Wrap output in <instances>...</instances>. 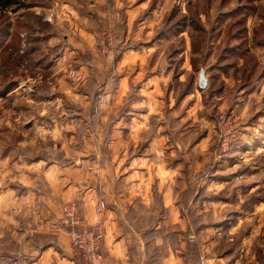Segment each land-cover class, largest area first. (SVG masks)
Returning a JSON list of instances; mask_svg holds the SVG:
<instances>
[{
  "label": "rangeland",
  "instance_id": "rangeland-1",
  "mask_svg": "<svg viewBox=\"0 0 264 264\" xmlns=\"http://www.w3.org/2000/svg\"><path fill=\"white\" fill-rule=\"evenodd\" d=\"M58 1L0 0V118L11 113L15 119H47L18 92L20 80L11 77L19 75L41 80L29 97L33 103L60 102L74 113L69 120L83 119V107L62 86L71 89L75 82L67 73L79 72L76 60L88 62V56L79 54L69 62L70 55L54 62L58 43L73 48L82 43L75 25L79 20L93 36L96 61L106 70L99 89L79 88L73 95L87 98L90 116L99 110L101 96H110L114 113L109 131L127 137L129 117L136 112L129 113V108L139 100L141 89L146 94H140L146 96L140 100L143 104L151 103L149 96L162 102L169 126H178L173 136L189 143L188 148L206 140L193 155L196 178L186 195L199 204L189 210V219L197 233L211 229L224 239L237 229L230 244L222 242L214 250L216 261L264 264V0H64L78 6L83 17L67 10L71 16L58 17L57 24ZM16 10L24 12L17 22ZM49 14L51 21L44 19ZM23 29L30 33L26 41L19 35ZM44 35L48 47L36 48ZM202 68L208 79L205 88L199 86ZM156 74L160 78L153 77ZM49 79L61 90L49 94ZM153 81L158 91L151 95ZM34 124L29 119L23 130L30 131ZM116 124L123 127L117 129ZM144 148L138 144L130 159L147 153ZM185 153L180 152L178 161L190 171ZM8 155L6 149L4 156ZM169 155L170 150L165 165L172 160ZM40 158L33 156L28 163L38 164ZM204 176L213 180V192L199 186ZM206 200L211 206L202 207ZM201 220L208 222L198 223ZM246 240L251 244L245 245Z\"/></svg>",
  "mask_w": 264,
  "mask_h": 264
},
{
  "label": "clouds",
  "instance_id": "clouds-1",
  "mask_svg": "<svg viewBox=\"0 0 264 264\" xmlns=\"http://www.w3.org/2000/svg\"><path fill=\"white\" fill-rule=\"evenodd\" d=\"M36 13L41 15L39 9ZM19 35L26 41L30 33L23 29ZM105 70L97 63L88 73H67L75 83L63 90L84 109L76 121L60 102L33 103L29 97L41 85L39 78L11 77L20 80L25 102L47 119H15L11 113L0 118V264H223L214 250L230 244L237 229L227 239L211 229L197 233L189 219L194 205L186 195L182 165L165 166L168 136L161 134L175 135L178 126H169L162 102L135 105L150 111L133 119L122 137L109 131L110 96L102 95L99 110L90 116L87 98L73 95L79 88L99 89ZM45 83L49 94L61 90L52 79ZM29 119L35 124L25 131ZM140 143H150L148 158L125 169ZM169 147L175 156L185 145L177 139ZM33 156L43 159L29 164Z\"/></svg>",
  "mask_w": 264,
  "mask_h": 264
},
{
  "label": "crops",
  "instance_id": "crops-1",
  "mask_svg": "<svg viewBox=\"0 0 264 264\" xmlns=\"http://www.w3.org/2000/svg\"><path fill=\"white\" fill-rule=\"evenodd\" d=\"M57 4H59L60 9L58 7V9L56 11L57 20L55 21V23H57V24L60 23V21L58 22V17H61L64 14L65 15H70L69 14V11H67V10H70L72 16L74 14L75 17H83L82 16L83 13L76 8L78 6H75L74 7L73 2L72 3H68V2H66L64 0H59ZM65 6H67V7H65ZM20 9H22V8H20ZM28 10L30 11L32 9L31 8H27V11ZM23 13L24 12L21 11V10H19V11L16 10V17H15L16 22L22 16ZM59 13H61V14H59ZM53 14H55V12ZM79 22L80 21L78 20V24H75V25L77 26L76 31H78L80 33V35H81V37L80 36L79 37H80L82 43H80L78 45L75 44L74 48L72 47V45H68V47H66L64 43L62 45H60V43H58L57 50H59V51L57 52V54L55 56V58H57V59L54 60V62H57L58 63V60L60 62L62 59H65V58H67L70 55H71V57L69 59V62H70L71 59H75L76 56L79 58V54H81V57H82V55H86V56H88V62H84V61L79 62L80 60L77 59L76 60L77 63L76 62L75 63L78 65V67L80 66L79 72H81V73H88V72L92 71L93 65H95V64H97L99 62L96 61V58H95L96 51L92 47V44H93V36L91 35V33H89V31L86 30L85 26L79 24ZM89 35H90V37H88ZM85 38H90L89 39V42L87 40H85ZM48 39L49 38H47L44 35L42 37V40L43 41L42 42L41 41H37L35 43V47L36 48H40V49H46L48 47ZM88 43L91 45L90 47H89ZM73 54H76V55H73ZM126 77L127 76H125V78ZM153 77L160 78L159 74H156ZM84 78L85 79H88V76H85ZM125 78L123 79L124 85L126 84V79ZM62 88L64 89V88H67V87L66 86L65 87L62 86ZM153 91H156V92L158 91V84H157V82L155 84H153V86L151 87V90H150V94L151 95L154 94ZM143 92L140 89V92H139L140 98H139V100L137 102L134 101V106L137 105V104H142V101H140V100H143V98L144 99L146 98V96L145 97H143V96L141 97L142 94L146 95L145 92L144 93ZM154 98H152L151 96H149V99L150 100H152ZM133 111H136V112H134L129 117L131 123H132L133 119H138V118H140V117L148 114V112L150 111V109L149 108H137V110H136V109H134V107H130L129 108V113H131ZM120 118L121 117H119V119ZM125 119H127V118H125ZM119 121L120 122H124V118L123 119H120ZM185 122L189 124V120L187 118H185ZM128 126L130 127L129 124H128ZM161 135L162 136H168V139L165 142V153L168 150H170V155L169 156H171L170 159H172L171 162H170V164L165 165V166H166V168L174 169L176 166L180 165L179 164L180 162L178 161V156H179L180 152L177 155L173 156L172 153H171V148L169 146L172 145L178 139V137H174L171 133L169 134L167 132L166 133H162ZM188 136H189V134L187 132L186 133V137H188ZM205 142H206V140H203L202 143H200L199 145L196 144L195 146H194V143L195 142H193V143L190 144V147L189 148H188L189 143H187L186 145L184 144L185 145V148H184V150L182 152H184V151L186 152L185 154L188 157V160L190 161V166H191V169H192L190 171L182 170V175H183V178H184V183L188 185V187H187L186 190H189L190 187H192V181H194V179L196 178V174H194V170H195V167H196V163H195V159H194L193 155H196L198 153V149L201 146H204ZM143 144H144V147H145L144 149L146 150L147 153L141 152L138 156H133L126 164L123 165V167L125 169L129 168L130 164L133 161H135V160H144V159H147L148 158V153H149V149L151 148V145H150V143H143ZM141 150H142V148H141ZM40 159L42 160L43 158H40ZM41 160H39V162H41ZM144 170L145 169H140V171H144ZM133 171H135V170H133ZM129 174H130L129 172H125V176H127ZM202 179H204V180H203V182H201L202 184L200 183L199 186L202 187L203 189L209 191V192H213L214 189H215V185H213V180L207 178L206 176H204ZM199 186L197 188H199ZM193 190L194 191L196 190V185L193 187ZM193 190H191V193L194 192ZM187 192H189V191H187ZM191 199H192V203L194 205V207L192 209H194L196 207V204H199V201L193 199V197ZM208 199H211V198H208ZM211 204H212V201L206 200L203 203L202 207L211 206ZM47 248H48V246L46 245L45 248L42 251L46 252L47 251Z\"/></svg>",
  "mask_w": 264,
  "mask_h": 264
},
{
  "label": "water",
  "instance_id": "water-1",
  "mask_svg": "<svg viewBox=\"0 0 264 264\" xmlns=\"http://www.w3.org/2000/svg\"><path fill=\"white\" fill-rule=\"evenodd\" d=\"M208 85V79L206 77V71L204 68L200 71V77H199V86L200 88H205Z\"/></svg>",
  "mask_w": 264,
  "mask_h": 264
},
{
  "label": "built area",
  "instance_id": "built-area-1",
  "mask_svg": "<svg viewBox=\"0 0 264 264\" xmlns=\"http://www.w3.org/2000/svg\"><path fill=\"white\" fill-rule=\"evenodd\" d=\"M18 1H21V0H17V2H18ZM22 1H23V0H22ZM111 39H112V37H110V40H111ZM108 44H110L109 41H108ZM106 46L108 47V45H106ZM228 142H229V140H228ZM228 142H227V143H228Z\"/></svg>",
  "mask_w": 264,
  "mask_h": 264
}]
</instances>
